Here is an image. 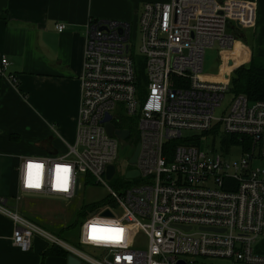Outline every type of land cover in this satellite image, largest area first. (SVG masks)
<instances>
[{
  "label": "built area",
  "instance_id": "1",
  "mask_svg": "<svg viewBox=\"0 0 264 264\" xmlns=\"http://www.w3.org/2000/svg\"><path fill=\"white\" fill-rule=\"evenodd\" d=\"M254 19L253 0H146L136 50L134 22L89 17L74 142L62 154L23 156L16 170L22 194L69 200L96 185L114 205L99 207L74 240L0 196V213L14 223L12 242L27 250L38 236L79 264H201L199 256L264 264V99L203 74L205 50L232 47ZM8 63L2 55L0 76L17 85ZM219 132L230 139L216 147ZM125 143L132 152L139 145L133 162L132 152L119 154ZM233 143L241 145L236 157L228 152ZM130 169L138 173L127 175ZM105 208L112 215H101ZM81 242L103 248L94 255Z\"/></svg>",
  "mask_w": 264,
  "mask_h": 264
},
{
  "label": "crops",
  "instance_id": "2",
  "mask_svg": "<svg viewBox=\"0 0 264 264\" xmlns=\"http://www.w3.org/2000/svg\"><path fill=\"white\" fill-rule=\"evenodd\" d=\"M144 1L0 0V57L5 55L9 62L7 73L18 77L15 85L0 76V196L30 195L19 188L16 167L21 157L62 154L74 142L89 17L135 23ZM253 1L254 23L242 29V40L236 39L250 58L264 57V0ZM57 22L64 23L61 31ZM236 50L238 60L244 59V48L236 45ZM232 66L218 55L217 69L203 74L231 80L227 69ZM13 227L0 213V264H66V255H44L50 246L38 236L29 249H20L12 242Z\"/></svg>",
  "mask_w": 264,
  "mask_h": 264
},
{
  "label": "rangeland",
  "instance_id": "3",
  "mask_svg": "<svg viewBox=\"0 0 264 264\" xmlns=\"http://www.w3.org/2000/svg\"><path fill=\"white\" fill-rule=\"evenodd\" d=\"M133 26L135 28L134 40L136 43L135 47L137 50V47L140 42V29L138 27V24L136 23H133ZM237 39L242 40L241 37H238ZM236 45L238 47L244 48L246 54L245 58L241 59L240 61L238 59L241 58V55L236 50ZM220 50L221 52L219 54L216 45L209 47L205 50L203 71L214 72L217 69L218 55L219 58L224 62V64H233L236 67L242 64H245L247 66L251 62L262 64L264 66V57L255 55L250 58L247 54L246 47H244L243 44H241L237 40L232 47L220 48ZM230 72L233 74V70ZM188 131L190 134H201V131L199 130H185L183 131V134H187L185 132ZM212 135V133H207V138H211ZM229 139L230 137L227 136V133H217L216 147H220V145L222 146L221 142L225 140L229 141ZM201 140L205 141L206 137L201 136ZM132 149L133 146L125 143L122 147L119 148V154L120 156H128L132 152ZM240 150L241 145L238 143H233L230 146V151L228 152H230V156L236 157L237 155H239ZM86 183H94V181L91 179H87ZM105 193V188L93 185L90 187L81 188L78 194L69 200L46 196L24 195L18 200L13 199L12 197L8 198L7 204L10 205V207L12 208H18L22 214L26 215L32 220L37 221L49 230L56 232L58 228L66 227L68 224L73 223L76 220V218L78 217V210L80 207H82L83 203H98L95 207L86 208L85 214L79 217V220H77V224H74L72 228L67 230L68 233L63 235L65 237L69 235L70 238L78 240L80 236L82 237L83 235L84 224L89 219L88 217L93 214H97V209L105 204L114 205L110 197L105 196ZM100 231L101 230H95V233H101ZM112 233L116 232L111 231L109 232V235ZM81 248L88 253L98 255L97 251L101 250L103 247L93 246V244L88 243L87 245H81ZM197 259L200 261L201 264H252L247 262L232 261L230 258L226 257L199 256L197 257Z\"/></svg>",
  "mask_w": 264,
  "mask_h": 264
},
{
  "label": "trees",
  "instance_id": "4",
  "mask_svg": "<svg viewBox=\"0 0 264 264\" xmlns=\"http://www.w3.org/2000/svg\"><path fill=\"white\" fill-rule=\"evenodd\" d=\"M239 36H242V31H240ZM231 89L235 92H243L250 98L264 99V66L262 64L252 62L247 66L245 64L237 66L233 69ZM97 204L98 203L96 202L83 203L82 207L78 210V217L76 220L73 223L68 224L66 227L58 228L56 232L61 235L68 233L67 230L72 228L74 224H77L79 217L85 214L86 208L95 207ZM47 253H59L66 255V252L57 246H50L43 252L44 255Z\"/></svg>",
  "mask_w": 264,
  "mask_h": 264
},
{
  "label": "water",
  "instance_id": "5",
  "mask_svg": "<svg viewBox=\"0 0 264 264\" xmlns=\"http://www.w3.org/2000/svg\"><path fill=\"white\" fill-rule=\"evenodd\" d=\"M219 12H221V10H219ZM105 117H106V119H108L110 117V115L107 114ZM106 127H107L108 133H111L112 132V124L110 122L106 123ZM114 132L119 137L123 138L128 134V129H116ZM138 147H139V145L137 143L136 147L134 148V150H133V152L129 158V160L131 162L135 161V159H136ZM114 169H115V167H114L113 163L107 164V167H106V178L107 179H109L112 176V174L114 173ZM137 173H138V171L136 169H130L127 171V175H135ZM28 194L35 195V196H45V195H36V194H31V193H28ZM46 197H51V196L46 195ZM101 215L110 216V215H112V213L108 208H105L102 210ZM66 264H79V259L77 257L73 256L72 254H68L66 257ZM177 264H188V263L183 258H179L177 260Z\"/></svg>",
  "mask_w": 264,
  "mask_h": 264
},
{
  "label": "snow or ice",
  "instance_id": "6",
  "mask_svg": "<svg viewBox=\"0 0 264 264\" xmlns=\"http://www.w3.org/2000/svg\"><path fill=\"white\" fill-rule=\"evenodd\" d=\"M38 186V185H37ZM95 231V230H94ZM116 231H119V230H116Z\"/></svg>",
  "mask_w": 264,
  "mask_h": 264
}]
</instances>
